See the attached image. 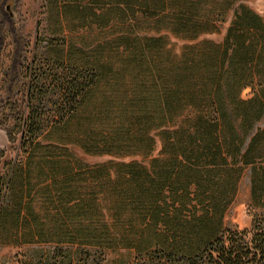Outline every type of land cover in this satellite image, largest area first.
Returning <instances> with one entry per match:
<instances>
[{"label":"trees","instance_id":"1","mask_svg":"<svg viewBox=\"0 0 264 264\" xmlns=\"http://www.w3.org/2000/svg\"><path fill=\"white\" fill-rule=\"evenodd\" d=\"M86 1L80 5L81 0H68L64 11L70 4L75 8L71 15L82 21L92 17L97 25L138 19L139 14L157 21L166 19V29L182 43L174 61H165V57L160 61L162 49L159 53L155 45L165 35L147 36L149 53L141 59L144 76L136 77L134 70H129L128 92L136 97L129 101L142 104L138 105L142 113L151 111L152 120L160 118L164 124L161 146L167 155L152 157L149 168L138 160L120 171L119 176L126 182L125 204L134 201V207L142 206L138 214L144 226L125 228L115 236L109 215L121 217L122 208L110 206L104 210L97 189L86 185L80 196L73 197L75 187L66 183L62 191L50 195L63 206L56 216L62 214L67 222L71 220L72 227L65 228L64 237L58 233L61 240L87 247L81 250V264L91 251L97 256L94 264H102L105 249L121 241L120 245L133 247L137 254L145 253L151 261L157 260L152 264H264V212L253 213L248 227H222V211L232 199L239 169L245 166L250 168L251 195L260 197V206H264V135L260 132L264 127L256 125L264 114L262 16L243 0ZM96 6L101 8L99 12ZM227 18L220 40L204 36L215 32L217 21ZM58 58H67L73 65L69 74L55 73L51 80L66 98L71 115L80 110L81 101L102 80L125 78L126 71H113L108 76L110 71L97 58L79 61L71 54H59ZM247 85L252 94L245 97L241 90ZM39 89L37 83L29 82L27 96L31 101L34 90L39 93ZM57 105L60 107V103ZM27 106L21 120L23 143L32 142L45 126L57 124L64 114L42 120L44 112L38 105L29 102ZM126 107H120V111ZM127 146L139 148L146 157L152 142L147 136L146 142ZM82 149L71 144L65 155L44 153L41 159L60 167L62 158H67L84 165L93 163L100 170L103 162H109H88ZM86 165L93 170V165ZM108 178L111 182L109 173ZM70 206L78 211L68 213ZM212 217L213 223L209 221ZM126 222L132 223V219L127 217Z\"/></svg>","mask_w":264,"mask_h":264},{"label":"rangeland","instance_id":"2","mask_svg":"<svg viewBox=\"0 0 264 264\" xmlns=\"http://www.w3.org/2000/svg\"><path fill=\"white\" fill-rule=\"evenodd\" d=\"M243 1L264 19V0ZM67 3L68 0H0V264H81V250L87 247L61 240L58 233L64 237L65 228L72 227L71 220L67 222L62 214L56 216L63 206L50 196L53 191H62L66 183L74 185L73 197L80 196L86 185L97 189L104 210L110 206L111 209L122 208L119 212L123 213L122 218L118 214L109 215L115 236L125 228L144 226L143 221L139 222L138 214L142 206L134 207V201L125 204L126 182L119 176L120 171L127 163L138 160L149 168L152 157L167 156L161 146L164 124L160 118L152 120L151 111L142 113L138 109L142 104L129 101L136 97L128 92L131 90L128 76L129 70H134L136 77L144 76L141 59L149 53L147 36L165 35L155 45L159 53L162 49V55H158L160 61L164 57L165 61L175 60L181 39L166 29V19L157 21L139 14L138 19L113 20L107 25H97L92 17L86 16L82 21L71 15L75 8L70 4L65 12L63 5ZM86 3L81 0L79 4ZM95 9L99 12L101 8L96 6ZM231 13L232 10L228 18ZM228 18L217 21L215 32L204 36L220 40ZM59 54L63 57L71 54L79 61L97 58L102 62L101 66L111 72L108 76L126 71L125 78L115 82L102 80L99 87L92 88L87 99L81 101L80 110H74L71 115L67 110L69 104L64 102L66 98L56 88V83L52 85L51 82L55 73L69 74V68L73 66L67 58L60 60ZM31 81L40 86L39 93L34 88L32 101L27 96ZM241 94L250 96L251 86H244ZM29 102L44 112L42 120L64 114L60 115L57 124L45 126L32 142L23 143L21 120ZM140 103L143 102L140 100ZM120 107L126 108L120 111ZM256 123L257 127H264V114ZM255 130L256 126L251 133ZM260 132L264 135V129ZM147 136L152 142L148 156L143 157L144 152L139 148H128L127 143H144ZM71 144L85 150L82 149L87 155L83 156L88 162L107 159L109 162H103L101 170L95 164L85 162L93 165L91 172L83 162L62 158V166L58 167L56 162L41 159L44 153L65 155ZM239 170L232 199L222 211L223 228L248 227L253 213L264 212L260 197L251 195L250 168L245 166ZM108 173L111 182L109 178L107 180ZM75 211L78 208L70 206L68 213ZM127 217L132 223L126 222ZM209 221L213 223V217ZM120 243L122 241L105 249L102 264H150L157 261H151L145 253L137 254L133 247ZM95 260L97 256L91 251L84 264H94Z\"/></svg>","mask_w":264,"mask_h":264}]
</instances>
